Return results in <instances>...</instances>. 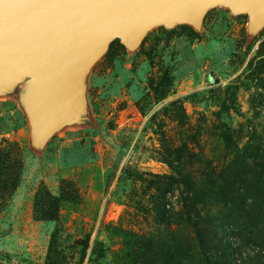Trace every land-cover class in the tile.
<instances>
[{
    "label": "rangeland",
    "instance_id": "obj_1",
    "mask_svg": "<svg viewBox=\"0 0 264 264\" xmlns=\"http://www.w3.org/2000/svg\"><path fill=\"white\" fill-rule=\"evenodd\" d=\"M248 21L216 6L133 50L113 40L85 76L90 118L40 149L26 79L0 93V142L19 144L0 156V264H227L225 240L264 264V25Z\"/></svg>",
    "mask_w": 264,
    "mask_h": 264
},
{
    "label": "water",
    "instance_id": "obj_2",
    "mask_svg": "<svg viewBox=\"0 0 264 264\" xmlns=\"http://www.w3.org/2000/svg\"><path fill=\"white\" fill-rule=\"evenodd\" d=\"M216 6L248 14L250 33L264 25V0H0V93L26 79L21 105L43 148L87 115L85 76L113 40L133 50L154 26L199 27Z\"/></svg>",
    "mask_w": 264,
    "mask_h": 264
},
{
    "label": "trees",
    "instance_id": "obj_3",
    "mask_svg": "<svg viewBox=\"0 0 264 264\" xmlns=\"http://www.w3.org/2000/svg\"><path fill=\"white\" fill-rule=\"evenodd\" d=\"M86 118H90V116L87 115ZM223 137L224 139H226L227 142H231V137L227 130L223 133ZM18 145L19 144H17L16 141H12L9 139H2V141L0 142V156L2 155L3 152L8 153L9 151H11L9 149L18 148ZM14 175L15 174H13V177ZM15 183L16 182H14V184ZM36 201L38 203V209L40 208V212L42 213V215L39 217L37 216V212H35V217H39L44 220L55 219L57 217V215H55L50 218V213H58L60 209L58 208L59 206L57 204V202L59 203V197L51 195L48 191H44L42 190V188H40L36 194ZM203 238L204 236H201V235L198 236V239L200 240L201 244L205 246L207 244L206 242H204ZM223 246H227V250H224V253L226 254V257L228 259L227 264H236L234 263L233 252L237 250L238 246H235L229 240L223 241ZM235 248L236 250H234ZM238 251L240 253L241 249H239ZM242 259H243V264H247L246 259L244 257ZM81 263H82L81 261L78 262V264H81ZM172 264H181V263L180 261L177 262V260H175L174 262H172Z\"/></svg>",
    "mask_w": 264,
    "mask_h": 264
}]
</instances>
